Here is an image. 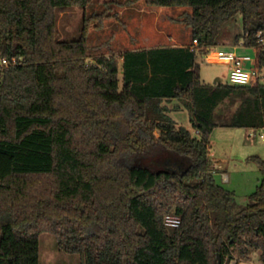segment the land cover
I'll return each mask as SVG.
<instances>
[{
  "label": "trees",
  "instance_id": "trees-1",
  "mask_svg": "<svg viewBox=\"0 0 264 264\" xmlns=\"http://www.w3.org/2000/svg\"><path fill=\"white\" fill-rule=\"evenodd\" d=\"M89 2L0 0V264H38L43 232L80 264H229L233 249L264 262V160L249 157L262 176L238 204L209 158L217 126L264 133V83L205 85L196 61L240 15L264 71L261 0H145L190 7V43L90 63L84 17L77 39L56 36L57 11ZM228 100L237 105L219 123ZM171 101L197 133L176 124Z\"/></svg>",
  "mask_w": 264,
  "mask_h": 264
},
{
  "label": "rangeland",
  "instance_id": "rangeland-1",
  "mask_svg": "<svg viewBox=\"0 0 264 264\" xmlns=\"http://www.w3.org/2000/svg\"><path fill=\"white\" fill-rule=\"evenodd\" d=\"M261 10L264 11V0H261ZM190 12V7L152 6L146 4L145 0H90L84 8L71 7L57 11L56 36L57 39L65 41L77 39L84 17L88 24L86 61L90 63L97 56L108 57L112 54L120 55L126 50L190 42V28L183 22ZM93 16L99 18H90ZM216 42L207 53L196 55L201 82L205 85L229 83L231 63L219 59L217 52L218 48L232 42H243L240 15H236L220 28ZM248 53L253 55L250 50ZM236 105L235 100H228L220 106V117L216 118L217 121L222 123L228 120ZM170 106L174 107V104L170 103ZM179 113L181 112L175 111V115ZM180 124L191 128L185 115H182ZM250 132L245 127L217 126L210 135L209 158L213 168L218 169L214 178L225 188L234 191L238 204L246 203L248 195L254 191L262 176L256 163L249 160V157L256 155L264 160V142L259 137L260 131H256L254 135H249ZM163 163L168 164V160ZM223 172L229 180H223ZM232 254L233 259L229 264H264L259 260V250H252L249 259L240 258L236 249L232 250ZM38 264H80V257L78 254L59 250L55 237L43 232L38 236Z\"/></svg>",
  "mask_w": 264,
  "mask_h": 264
},
{
  "label": "built area",
  "instance_id": "built-area-1",
  "mask_svg": "<svg viewBox=\"0 0 264 264\" xmlns=\"http://www.w3.org/2000/svg\"><path fill=\"white\" fill-rule=\"evenodd\" d=\"M193 43L196 44V40H193ZM256 43L264 50V36L260 31L256 34ZM241 44L244 45L243 42ZM217 56L219 59L227 60L231 63L228 73L229 83L235 85H247L251 82L252 77H256L260 80V82L264 83V71H258L254 68H243V61L248 60L250 58L249 56H240L234 51L227 49H219L217 52ZM15 62L16 59L13 58L12 63ZM8 64L9 61L7 59H0L1 66H6ZM255 132V130H251L249 135H254ZM194 133H197V131H195ZM259 137L261 138V141L264 142V133H260ZM222 177L223 180H227L225 175H222ZM179 221V217L174 215H168L165 217V224L170 227H176L179 224Z\"/></svg>",
  "mask_w": 264,
  "mask_h": 264
},
{
  "label": "crops",
  "instance_id": "crops-1",
  "mask_svg": "<svg viewBox=\"0 0 264 264\" xmlns=\"http://www.w3.org/2000/svg\"><path fill=\"white\" fill-rule=\"evenodd\" d=\"M189 43L190 42H187L186 44H177V45H171V46H184V45H187ZM241 43L239 42L238 44H234L232 42V44L230 43V45H228V46H222V47H220L218 49L232 50V51H234L236 54H238L240 56H249L250 58L248 60H244L243 61V68H245V69H251V68H253V65H254L255 50H254L253 47L245 46V45H242ZM248 50L252 51V54L253 55H251L250 53H248ZM170 103L174 104V106H177L176 109H173V106H170ZM166 104L168 105L169 108L172 109L170 111V115L171 116L173 115L172 118L175 120V122L177 123V125H181L180 124V121H181L182 115H185V119H187L188 122H189V114H188V111L184 107H182V105H180L179 103H177V101L176 102L175 101H171V102H168ZM175 111H177V112L180 111L181 112V113H179L180 116L179 115H175ZM186 114H187V116H186ZM187 129L189 131H191V132H195L192 128H187ZM210 148H211V143H210ZM211 156H212V153H211ZM217 170L218 169H215V171H217ZM222 175H225L226 178H228L227 175L224 172L222 173ZM228 180H229V178H228Z\"/></svg>",
  "mask_w": 264,
  "mask_h": 264
},
{
  "label": "water",
  "instance_id": "water-1",
  "mask_svg": "<svg viewBox=\"0 0 264 264\" xmlns=\"http://www.w3.org/2000/svg\"><path fill=\"white\" fill-rule=\"evenodd\" d=\"M165 167H167L168 169H175L176 171H178V166L174 165V164H166ZM220 262L219 256H218V263Z\"/></svg>",
  "mask_w": 264,
  "mask_h": 264
},
{
  "label": "flooded vegetation",
  "instance_id": "flooded-vegetation-1",
  "mask_svg": "<svg viewBox=\"0 0 264 264\" xmlns=\"http://www.w3.org/2000/svg\"><path fill=\"white\" fill-rule=\"evenodd\" d=\"M166 165V164H165Z\"/></svg>",
  "mask_w": 264,
  "mask_h": 264
}]
</instances>
